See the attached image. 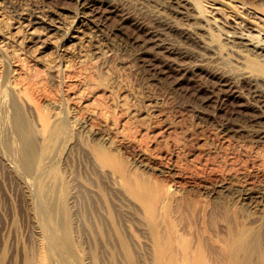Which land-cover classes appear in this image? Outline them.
<instances>
[{"label": "rangeland", "instance_id": "rangeland-1", "mask_svg": "<svg viewBox=\"0 0 264 264\" xmlns=\"http://www.w3.org/2000/svg\"><path fill=\"white\" fill-rule=\"evenodd\" d=\"M155 1L0 0V264H264V118L245 124L264 113L228 84L245 61L232 49L264 50L229 49L208 19L264 23L234 0H180L194 20ZM239 2L264 18V0ZM35 10L40 24L19 18ZM149 12L219 55L158 49ZM2 137L19 150L27 138V164Z\"/></svg>", "mask_w": 264, "mask_h": 264}, {"label": "bare ground", "instance_id": "bare-ground-1", "mask_svg": "<svg viewBox=\"0 0 264 264\" xmlns=\"http://www.w3.org/2000/svg\"><path fill=\"white\" fill-rule=\"evenodd\" d=\"M106 1V0H105ZM155 1V0H154ZM236 3H239V5H237V6H239L238 8H240V9H242V10H246V16H248V15H250L251 14V16H254V18L255 19H257L260 23H264V18H263V16H261L262 14L261 13H258V11L257 12H255V11H251V10H249V8L248 7H246L245 6V2H243V3H241V2H239V1H237V0H234ZM123 2V1H122ZM156 2V1H155ZM160 2V1H159ZM159 2H156V3H159ZM188 2V1H187ZM190 2V1H189ZM83 3V2H82ZM127 3V2H126ZM126 3H124V4H126ZM117 4V3H116ZM122 4V3H121ZM164 4H166V5H164ZM187 4V3H186ZM194 4V3H193ZM196 4V3H195ZM93 5V4H92ZM161 5L162 6H166L167 8H170L171 10H173L175 13H179V14H186L185 16H189V15H187V13H185L184 11L185 10H187L186 8H184L185 10L183 11V12H181L180 11V9L181 8H183V5L181 4V1L180 0H162V3H161ZM119 6H120V4H119ZM157 6V5H156ZM161 6V7H162ZM185 6V5H184ZM190 6H192L191 4H190ZM199 6V5H198ZM249 6V5H248ZM117 7V6H116ZM125 7V6H124ZM127 7V6H126ZM185 7H187V6H185ZM189 7V6H188ZM193 7H194V5H193ZM193 7H191L192 8V10H194V12H196V14L199 16L200 14H201V12H199L197 9H195V8H193ZM120 8V7H119ZM145 8V7H144ZM162 8H164V7H162ZM166 8V9H167ZM190 8V7H189ZM35 9V8H34ZM116 9V8H115ZM122 8H120V10H121ZM124 9V8H123ZM138 9V8H137ZM136 9V10H137ZM146 9V8H145ZM158 9H160V7L158 8ZM240 9H238V10H240ZM29 10H30V8H29ZM126 10V9H125ZM140 10V12H141V9H139ZM144 10V9H143ZM148 10V9H147ZM189 10V9H188ZM191 10V11H192ZM200 10V9H199ZM212 10H216L215 11V13L216 14H218V15H220L221 16V13L218 11L219 9L218 8H212ZM31 11V10H30ZM29 11V13H27L26 14V12H25V15L24 14H20L21 16H19V18L21 17V18H23V19H26V21H27V23H29L30 25H36V24H40L41 22H43L44 20L39 16V14H38V10L36 11L35 10V12H30ZM122 11V10H121ZM138 11V10H137ZM13 12H15V11H13ZM22 12V11H21ZM40 12V11H39ZM84 12V11H83ZM82 12V13H83ZM92 12V11H91ZM128 12V11H127ZM151 12V11H150ZM146 13L147 15H148V18L146 19V20H148V27H149V29H147V33L149 34V43L151 42L152 44H155V46H157L158 47V49H159V46H161V42L162 41H164V40H167V45H169L170 47H167V48H169L168 50H173L174 52H176L175 54H178L181 58H186V59H191L192 60V62H196L195 64H197V65H199V63H200V65L202 64V63H204V61H206L207 59H212V58H214V56L213 55H219V48H221V47H214V46H210L209 44H207V42H204V41H198L194 36H196V35H194V36H192L191 34H189V33H187L186 31H181V32H177L175 29H176V27L175 26H177V25H173L171 22H169L168 20L169 19H165L164 18V16L162 17L161 15H159V14H157V12L156 13ZM210 13H211V11H209ZM238 12V11H237ZM244 12V11H243ZM20 13V12H19ZM23 13V12H22ZM126 13V12H125ZM134 13V12H133ZM136 13H138V12H136ZM143 12H141L140 14H142ZM191 13V12H190ZM83 14H85V13H83ZM90 14V13H89ZM145 14V15H146ZM193 14V13H192ZM190 15L192 18L195 16V14L194 15ZM238 14H239V12H238ZM238 14H236V13H234V15H232L231 16V18L229 19L230 20V22L228 21V20H226V18L225 17H221V20H216L215 18H212V19H208V20H210L209 22H210V24H214L213 22H217V21H219V24H217L218 26H216L219 30H220V32H221V34H223L224 35V38H222L223 39V42H221V43H223V45H226L229 49H231V48H234V47H232L233 45H236L237 44V46H239V44H241V46L243 47V46H248V45H252V47L254 48V47H256L257 49L258 48H260V49H263L264 50V31H262L261 29H259V28H257V27H254V26H252L251 24H249V22L246 20L245 21V18H243L242 16H241V14L240 15H238ZM19 15V14H18ZM24 15V16H23ZM102 15V14H101ZM143 15V14H142ZM141 15V16H142ZM196 15V16H197ZM206 15V14H205ZM231 15V14H230ZM85 16H86V14H85ZM88 16V15H87ZM91 16V15H90ZM135 16H136V14H135ZM141 16H139L138 15V17H141ZM144 16V15H143ZM142 16V18H144ZM184 16V17H185ZM208 16V15H207ZM245 16V15H244ZM92 17V16H91ZM137 17V16H136ZM147 17V16H146ZM166 17V16H165ZM202 17V16H201ZM233 17V18H232ZM142 18H140L141 19V21H142ZM188 18H190V17H188ZM249 18V17H248ZM98 19H100V17L98 18ZM103 19V18H102ZM138 19V18H137ZM195 18H193L192 20H194ZM19 20V19H18ZM22 20V19H21ZM51 20H53V19H51ZM92 20V19H91ZM94 21H95V19H93ZM92 20V21H93ZM146 20H144V22L146 21ZM212 20V21H211ZM58 20H56V22H57ZM93 21V22H94ZM103 21V20H102ZM137 21V20H136ZM52 22V21H51ZM81 22V21H80ZM100 22V21H99ZM138 22V21H137ZM140 22V21H139ZM138 22V23H139ZM204 22V21H203ZM248 22V23H247ZM23 23V22H22ZM26 23V24H27ZM46 23V22H45ZM53 23V22H52ZM102 23V25L104 24L103 22H101ZM137 23V24H138ZM146 23V22H145ZM21 24V23H20ZM25 23H24V25H26ZM84 24V23H83ZM216 24V23H215ZM28 25V24H27ZM29 25V26H30ZM50 25V24H49ZM54 25H55V23H54ZM53 24L52 25H50V26H52L51 28H52V30H53V28H57L56 26H54ZM57 25V24H56ZM100 25V24H99ZM143 25V24H142ZM146 25V24H145ZM264 25V24H263ZM211 26V25H210ZM213 26V25H212ZM114 27V26H113ZM147 27V26H146ZM180 27V26H179ZM179 27H178V29H179ZM198 27V26H197ZM197 27H195V28H197ZM209 27V26H208ZM207 27V28H208ZM27 28V27H26ZM45 28V27H44ZM112 28V27H111ZM195 28L193 27V29L195 30ZM200 28V30L201 29H203L202 27H199ZM29 29V28H28ZM46 29V28H45ZM44 29V30H45ZM48 29V28H47ZM46 29V30H47ZM109 29V28H108ZM182 29V28H181ZM180 29V30H181ZM198 29V28H197ZM212 29V28H211ZM51 30V29H50ZM115 30H117V29H115ZM119 30V29H118ZM186 30V29H185ZM206 33H207V35L206 34H204V35H206V40H208V42H209V40H210V43H211V36L210 35H208L210 32L209 31H207V30H205V28L203 29ZM209 30V29H208ZM218 30V31H219ZM35 31V30H34ZM49 31V30H48ZM56 31H57V29H56ZM103 31V30H102ZM19 32V31H18ZM17 32V33H18ZM29 33H31L30 31H28ZM145 32V31H144ZM196 32V31H195ZM219 32V33H220ZM27 33V32H26ZM35 33V32H34ZM110 33V32H109ZM115 33V32H114ZM146 33V34H147ZM202 33V32H201ZM32 34V33H31ZM30 34V35H31ZM118 34V33H117ZM147 34V35H148ZM195 34V33H194ZM198 34V33H197ZM26 35V34H25ZM105 35V34H104ZM114 35H116V33L114 34ZM172 35H175L174 37H172ZM201 35V34H200ZM204 35H201L202 37L204 36ZM128 36V35H127ZM140 36V35H139ZM199 36V35H198ZM32 37H33V35H32ZM146 37V36H145ZM205 37V36H204ZM203 37V38H204ZM27 38H29V37H27ZM26 38V39H27ZM73 38V37H72ZM122 38V37H121ZM169 38H172L174 41H175V43H177L178 42V44L177 45H175V47H173V44L172 43H170L168 40H170ZM25 39V38H24ZM26 39H25V41H26ZM127 39V38H126ZM21 40V39H20ZM28 40V39H27ZM31 40V39H30ZM127 40H129V39H127ZM135 40V39H134ZM147 40V39H146ZM214 40V39H213ZM142 41V40H141ZM171 42H172V40H170ZM173 41V42H174ZM222 41V40H221ZM20 42V41H19ZM126 42V41H125ZM124 42V43H125ZM129 42V41H128ZM166 42V41H165ZM213 42V41H212ZM24 43V42H23ZM121 43V42H120ZM137 43V42H136ZM123 44V43H122ZM138 44V43H137ZM142 44V43H141ZM164 44V43H163ZM162 44V45H163ZM220 44V43H219ZM218 44V45H219ZM229 44V45H228ZM127 45V44H126ZM128 45H130V43L128 44ZM134 45V44H133ZM136 45V44H135ZM148 45V44H147ZM147 45H145V46H147ZM120 46V45H119ZM124 46V45H123ZM141 46V45H140ZM216 46V45H215ZM121 47V46H120ZM127 48L129 47V46H126ZM136 47V46H135ZM149 47V46H148ZM172 47V48H171ZM236 47V46H235ZM122 48V47H121ZM120 48V49H121ZM124 49H125V47H123ZM134 48V47H133ZM144 49H145V47H143ZM153 48H155L154 46H153ZM240 48V47H239ZM238 48V49H239ZM252 48V49H253ZM130 49V48H129ZM128 49V50H129ZM135 49V48H134ZM133 49V50H134ZM139 49V48H138ZM142 49V48H141ZM143 49V50H144ZM147 49V48H146ZM163 49V48H162ZM165 49V48H164ZM227 49V48H226ZM228 49V50H229ZM132 50V51H133ZM135 50H137V49H135ZM161 50V49H160ZM246 50H248V49H246ZM259 50V49H258ZM130 51V50H129ZM147 51V50H146ZM145 51V52H146ZM240 51H242V50H237L236 48H235V50L234 49H232V52L233 53H236V55H238V57H240V58H242V59H244L245 61H240V62H237L240 66H241V68L240 69H238L237 68V66H236V69H238L237 71H236V69H235V72H233V75H229L228 77H229V80H228V84L229 85H231L232 86V88L233 87H235V89L237 90V91H239V92H241L242 94L243 93H245V94H247L248 95V98L254 103V106H256L257 108H259V109H261V111H263V113H264V58H261L259 55H255V57H253L252 55V57H248V58H246L245 57V55L243 56V54H241L240 53ZM245 51V50H244ZM261 51V50H260ZM143 51H140V52H137L138 54V56H140V54L142 53ZM149 52V51H148ZM163 52V51H162ZM230 52V51H229ZM251 52V51H250ZM256 52V51H255ZM133 53H134V51H133ZM173 53V52H172ZM231 53V52H230ZM232 53V54H233ZM244 53V52H243ZM258 53H260V52H258ZM135 54V53H134ZM134 54H133V56H134ZM251 54V53H250ZM250 54H248V55H250ZM224 55V54H223ZM226 55V54H225ZM177 57V56H176ZM138 58V57H137ZM140 58V57H139ZM178 58V57H177ZM235 58V57H234ZM239 58V59H240ZM137 60V59H136ZM142 60V57H141V59H140V61ZM175 60V59H174ZM190 60V61H191ZM138 61V60H137ZM176 61V60H175ZM210 61V60H209ZM182 62V61H181ZM184 63L186 62V61H183ZM182 62V63H183ZM188 62V61H187ZM207 62V61H206ZM178 59H177V65H178ZM183 63V64H184ZM187 64V63H186ZM172 65V64H171ZM191 65H193L194 66V64L192 63ZM190 65V66H191ZM197 65H195V66H197ZM204 65V64H203ZM202 65V66H203ZM175 66V65H174ZM180 66V65H179ZM205 66V65H204ZM152 67V66H151ZM182 67H184V65L182 66ZM199 68H200V66H198ZM153 68V67H152ZM155 68V67H154ZM186 68V67H185ZM187 68H189V66L187 67ZM151 69V68H150ZM149 69V70H150ZM186 70V69H185ZM193 70V69H192ZM232 71V70H231ZM147 72V71H146ZM193 72V71H192ZM218 73V72H217ZM220 73V72H219ZM229 73V72H228ZM148 74V73H147ZM154 74V73H153ZM216 74V73H215ZM230 74V73H229ZM218 75V74H217ZM224 75H226V74H224ZM220 76H221V74H220ZM219 76V77H220ZM223 76V75H222ZM226 77V76H225ZM223 79V78H222ZM226 81V80H225ZM224 81V82H225ZM226 84V83H225ZM225 84H223V85H225ZM227 84V85H228ZM228 85V86H229ZM235 90V91H236ZM234 91V90H233ZM232 91V92H233ZM237 93V92H236ZM245 94H244V96H245ZM240 95V94H239ZM247 97V96H246ZM245 97V98H246ZM221 98V97H220ZM218 99V98H217ZM223 100V99H222ZM249 101V100H248ZM4 103V102H3ZM218 103H219V101H218ZM221 104V103H220ZM251 105H253V104H251ZM249 106V105H248ZM247 106V107H248ZM0 107H2L1 105H0ZM252 107V106H251ZM4 108V107H3ZM249 108V107H248ZM5 110V109H4ZM3 110V111H4ZM14 111H15V108H14ZM12 112V111H11ZM250 113V112H249ZM253 113V112H252ZM11 114H15L14 112L13 113H11ZM17 114V113H16ZM256 114V113H255ZM261 115H251L250 117H248L247 119H246V125L247 126H250V127H252V128H259L260 127V125H261V123H262V120H263V118H264V114L262 115V112L260 113ZM4 116V113L2 112V117ZM13 116H15V115H13ZM242 116H243V114H242ZM245 116V115H244ZM248 116V115H247ZM246 116V117H247ZM8 116H6L5 118H7ZM9 117H12V116H9ZM8 117V118H9ZM1 118V117H0ZM14 118V117H13ZM12 118V119H13ZM242 118V117H241ZM16 119H17V117H16ZM10 120H11V118H10ZM20 119H18V121H19ZM15 121H17V120H14V123H15ZM21 121V120H20ZM19 121V122H20ZM3 122V121H2ZM7 122V121H6ZM9 122V121H8ZM11 123H12V121H10ZM238 122V121H237ZM241 122V120L238 122V123H240ZM243 122H244V120H243ZM243 122H241L242 124H244ZM5 123V122H4ZM264 123V122H263ZM1 124V123H0ZM20 124L21 125H23L21 122H20ZM244 124V126H246ZM8 125H12V124H8ZM15 125V124H14ZM14 125H12L13 127H10L9 126V128H11V131H13L12 130V128H14ZM18 125V124H17ZM2 126H3V123H2ZM1 126V127H2ZM4 126H6L7 127V124L6 125H4ZM3 126V127H4ZM19 126V125H18ZM243 126V125H242ZM249 127V128H250ZM8 128V127H7ZM5 129V130H8V129ZM16 128H17V126H16ZM19 128H21V127H19ZM18 128V129H19ZM248 128V129H249ZM254 128V129H255ZM2 129V128H1ZM264 129V128H263ZM4 130V129H3ZM3 130L1 131V132H3ZM17 130V129H16ZM262 130V129H261ZM19 131V130H18ZM257 131V130H256ZM9 132V131H8ZM22 132L23 133H25L26 132V130H25V132L22 130ZM257 132H259V131H257ZM263 132V131H262ZM5 133V132H4ZM7 133V132H6ZM5 133V134H6ZM11 133V132H10ZM14 133H15V129H14ZM13 133V134H14ZM23 133H21V137H23V135H25V134H23ZM27 133V132H26ZM19 135V132H17L16 131V133L13 135L14 137H15V135ZM7 135V134H6ZM10 135V134H9ZM8 135V136H9ZM30 135V134H29ZM258 135V134H257ZM261 135V134H260ZM263 135V134H262ZM3 136V135H2ZM8 136H7V138H8ZM10 136H12V135H10ZM12 136V138H14ZM5 137V136H4ZM4 137H2V139H4V141L7 139H5ZM17 137V136H16ZM16 137H15V139H16ZM19 137V136H18ZM25 137V136H24ZM28 137V136H27ZM30 138V137H29ZM29 138H28V141H30L29 140ZM15 139H9V140H15ZM22 139V138H21ZM20 139V140H21ZM27 139V138H26ZM25 138H23V142H24V144L26 145V140ZM31 139V138H30ZM9 140H6V141H8V146L10 145V146H13V145H11V144H9ZM25 140V141H24ZM16 141H18V139H16ZM15 141V142H16ZM32 141V140H31ZM30 141V142H31ZM14 142V141H13ZM14 142V143H15ZM19 142V141H18ZM21 142H22V140H21ZM20 142V143H21ZM4 143V142H3ZM13 143V144H14ZM7 144H6V146H7ZM28 144H29V142H28ZM27 144V146H30L31 147V145H28ZM32 144V143H31ZM4 145V144H3ZM14 145H16V143L14 144ZM19 145V144H18ZM21 145H22V143H21ZM19 146L20 147V150H19V148L17 149H15L14 147H16V146H13L12 147V149L14 148L15 150H16V157H19L20 159H18L19 161H20V163H23V165H24V163H28L27 161H28V159H30V158H28L29 156L28 155H30V154H28V152L29 151H27L28 150V148L29 147H26L25 148V145H24V149H26V152L24 151V149H22L21 147L22 146ZM7 146V147H8ZM33 146V145H32ZM11 149V148H10ZM14 149H13V152H14ZM31 149H33V147L31 148ZM15 153V152H14ZM29 153H32V152H29ZM32 155V154H31ZM35 156V155H34ZM31 158H32V156H31ZM34 158V157H33ZM36 159V158H35ZM32 160V159H31ZM31 160H30V162H31ZM18 161V162H19ZM32 161H34V160H32ZM37 161V160H36ZM35 161V162H36ZM35 162H31V163H35ZM30 163V164H31ZM34 165V164H33ZM26 166V165H25ZM31 167V166H30ZM43 184V183H42ZM39 185V184H38ZM42 186V185H41ZM48 186V185H47ZM46 186V187H47ZM37 188V187H36ZM42 188V187H41ZM50 188H51V186H50ZM49 188H47V190H48ZM43 190H45V188H43ZM43 190H41L42 192H43ZM46 190V192H48ZM50 190V189H49ZM38 191V190H37ZM36 191V192H37ZM52 191V190H51ZM50 192V191H49ZM249 192V191H248ZM41 194V193H40ZM39 194V195H40ZM45 194H47V193H45ZM49 194V193H48ZM53 194V193H52ZM52 194H50V195H52ZM43 195V194H42ZM244 195V194H243ZM41 196V195H40ZM39 197V196H38ZM42 197V196H41ZM46 197V196H45ZM47 197H48V195H47ZM46 197V198H47ZM51 198H52V196H51ZM246 198V197H245ZM42 199V198H41ZM53 200L50 202V203H48L47 204V202L50 200V199H48V201L46 202L45 201V199H43L45 202H46V204H47V206L46 207H48L49 206V204H51L52 205V207L54 208V209H52V207L50 206L49 208H51V210H48V208H47V210L48 211H52L53 210V212H54V210L57 212H59V211H63V209H62V202H61V200H59V199H56V198H52ZM44 202V203H45ZM44 206V205H43ZM45 207V206H44ZM45 207V208H46ZM41 210H43L42 208H41ZM41 212H43V211H41ZM57 212V213H58ZM52 213V212H51ZM50 213V214H51ZM48 215V214H47ZM51 215H53V214H51ZM52 217V216H51ZM54 217H56V215L54 216ZM54 219V218H53ZM53 219H52V221H53ZM55 220V219H54ZM51 221V220H50ZM55 222V221H54ZM53 222V223H54ZM59 224V223H58ZM58 226V225H57ZM62 226H63V224H62ZM58 228V227H57ZM63 236H65L68 240H69V238H68V233H67V230H66V228H64V230H63ZM61 235V234H60ZM66 239V240H67ZM68 240H67V242H68ZM239 242H241V241H239ZM68 245V244H67ZM67 247V246H66ZM55 256V255H54Z\"/></svg>", "mask_w": 264, "mask_h": 264}]
</instances>
